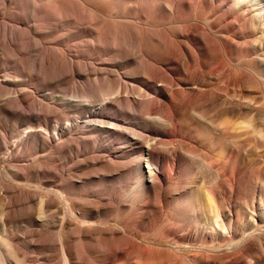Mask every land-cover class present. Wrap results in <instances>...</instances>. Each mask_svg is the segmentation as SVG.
Masks as SVG:
<instances>
[{
	"label": "rangeland",
	"instance_id": "1",
	"mask_svg": "<svg viewBox=\"0 0 264 264\" xmlns=\"http://www.w3.org/2000/svg\"><path fill=\"white\" fill-rule=\"evenodd\" d=\"M198 1L0 0L1 264H264V19Z\"/></svg>",
	"mask_w": 264,
	"mask_h": 264
},
{
	"label": "bare ground",
	"instance_id": "2",
	"mask_svg": "<svg viewBox=\"0 0 264 264\" xmlns=\"http://www.w3.org/2000/svg\"><path fill=\"white\" fill-rule=\"evenodd\" d=\"M189 1V3H190V5H191V7H195V8H200V2L198 1V0H188ZM216 1H221V0H201V3H206V4H213L214 2H216ZM234 2H236L238 5H240L241 7H243V8H248V9H251V10H253V12H255L259 17H263V19H264V0H233ZM206 35V34H205ZM210 37H208V39H209ZM207 40V39H206ZM141 45V44H140ZM212 47V46H211ZM141 48H143V45H141ZM211 50H214L215 52H221V49H220V47L218 46V45H214L212 48H210V50L209 51H211ZM160 91V90H159ZM168 96V95H167ZM166 96V97H167ZM176 96H178V95H176ZM181 96H182V94H181ZM187 96V95H186ZM178 97H180V96H178ZM183 98H185L184 96H183ZM171 99V98H170ZM24 100V99H23ZM173 100V99H172ZM171 100V106L173 105H175V101H172ZM177 101H179V100H177ZM134 102V104L136 103V101H133ZM180 103V102H179ZM14 104H17L18 106L20 105V104H22L21 103V101L18 99V98H15L14 99ZM181 104V103H180ZM177 105V104H176ZM134 106V105H133ZM164 115L165 116H167L168 118H170V116H168L166 113H164ZM170 121V120H169ZM182 126V125H181ZM171 132V131H170ZM170 134V133H169ZM189 134H193V130H191V129H189ZM180 143L184 146L185 144V142L184 141H180ZM187 146V145H186ZM148 147H149V149H147V153H148V160L150 161V162H152V157H154L155 156V151L154 150H152L153 148H154V146L152 145V144H149L148 145ZM145 155V153H142V156H144ZM235 156V155H234ZM233 156V157H234ZM232 156H230V158H231ZM236 157V156H235ZM238 157V156H237ZM230 158H229V160H230ZM232 159V158H231ZM237 159V158H236ZM235 160V159H234ZM234 160H232V161H228V163L226 162V163H224V165H225V168H227L228 170H226L225 169V171H229V170H231V169H233V168H235L236 167V165H238V163H236V162H234ZM227 161V160H226ZM236 161V160H235ZM149 162V163H150ZM234 164H236V165H234ZM158 166V165H157ZM156 166V167H157ZM240 168V167H239ZM238 168V169H239ZM151 170V169H150ZM231 172V171H230ZM234 172V171H233ZM228 174V173H227ZM231 175H232V173H231ZM234 175V174H233ZM156 176V174H155V172L154 173H152L151 172V177L153 178V177H155ZM153 180H154V178H153ZM229 181V180H228ZM155 182H157L156 180H155ZM255 194V193H254ZM226 195V194H225ZM229 199V198H228ZM215 204V203H214ZM219 205V204H218ZM253 205V204H252ZM209 206V205H208ZM213 207V206H212ZM216 208V207H215ZM217 208H218V206H217ZM216 208V210H218ZM220 208H221V206H220ZM220 208H219V210H220ZM225 208V207H224ZM222 209V208H221ZM250 209V208H249ZM210 210V213L212 212V210L211 209H209ZM213 211H214V209H213ZM224 211V210H223ZM206 212V211H205ZM218 212H221V210L220 211H218ZM215 213V212H214ZM222 213V212H221ZM220 213V214H221ZM208 214V213H207ZM216 214V213H215ZM219 214V215H220ZM218 215V213H217V216H219ZM207 216V215H206ZM219 217H221V216H219ZM237 217V216H236ZM238 219V218H237ZM231 220V219H230ZM232 221H233V219H232ZM230 222V221H229ZM234 222H235V224H238L239 225V221L238 220H234ZM216 224H218L217 223V221L215 222ZM225 224V222H222L221 224ZM220 224V223H219ZM240 224H242V223H240ZM242 226V225H241ZM238 227V226H237ZM246 232V231H245ZM252 234V233H251ZM253 234H256V232H253ZM259 245H260V243H259ZM235 251H236V249H235ZM229 252V251H228ZM227 252V253H228ZM66 256V255H65ZM67 258V257H66ZM1 263H3V259L0 257V264ZM68 263L69 264H71V262H69L68 261Z\"/></svg>",
	"mask_w": 264,
	"mask_h": 264
}]
</instances>
